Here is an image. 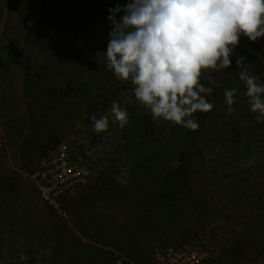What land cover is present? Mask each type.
Listing matches in <instances>:
<instances>
[{
	"label": "rangeland",
	"instance_id": "obj_1",
	"mask_svg": "<svg viewBox=\"0 0 264 264\" xmlns=\"http://www.w3.org/2000/svg\"><path fill=\"white\" fill-rule=\"evenodd\" d=\"M129 2L0 0V132L8 138V149L0 152L4 173L11 164L33 171L36 159L66 140L74 152L90 158L98 178L113 169L130 177L119 189L113 182L101 189L123 192L124 233L129 240L134 229V258L142 264L151 263L156 241L190 247L204 238L220 248L225 260L219 264H243L247 254L250 261L258 253L256 264H264V123L250 110L236 64L244 57L249 75L264 83V37L252 42L241 36L229 68L204 72L201 83L212 89L205 98L214 107L194 114L199 127L184 140L189 129L154 122L136 102L133 85L107 70L109 9ZM232 88L237 89L235 111L229 114L224 91ZM113 100L127 110L129 124L120 129L110 118L108 130L97 133L91 115L110 117ZM143 120L144 141L135 143L130 128ZM181 152L191 157L181 161ZM21 200L19 191L1 194V212L9 205L17 210ZM52 213L60 223L69 219ZM46 239L47 257L65 259V246ZM252 240L263 245L251 247Z\"/></svg>",
	"mask_w": 264,
	"mask_h": 264
},
{
	"label": "clouds",
	"instance_id": "obj_2",
	"mask_svg": "<svg viewBox=\"0 0 264 264\" xmlns=\"http://www.w3.org/2000/svg\"><path fill=\"white\" fill-rule=\"evenodd\" d=\"M109 12L107 70L133 85L136 102L154 122L189 130L199 127L195 113L214 107L205 98L212 89L201 83L204 72L229 68L241 36L252 42L264 37V0H130ZM236 64L250 110L264 123V83L249 75L244 57ZM236 93L224 91L229 114ZM110 118L120 129L129 124L127 110L113 100L110 117L91 115L94 131H107Z\"/></svg>",
	"mask_w": 264,
	"mask_h": 264
},
{
	"label": "crops",
	"instance_id": "obj_3",
	"mask_svg": "<svg viewBox=\"0 0 264 264\" xmlns=\"http://www.w3.org/2000/svg\"><path fill=\"white\" fill-rule=\"evenodd\" d=\"M6 140L8 145V138ZM7 145L1 152L8 149ZM11 166L12 168L4 173V163L0 165V196L2 194V197L6 198L12 192H22V206L16 210L14 206L9 205L5 212H1L5 208H0V215H4H1L4 229L0 240V263L115 264L117 255L124 253L123 256L129 257V261L142 264L134 258V229L130 227L129 231L132 232L128 231L129 240L124 233L128 219L119 206L123 203V192L120 190L113 194L110 189H101L104 182H113L119 189L120 184L130 182L127 174L118 175L113 169L108 176L92 178L87 185L80 188L76 198L67 202L69 219L66 223H60L52 213L56 212L40 197L33 178L35 168L32 171L25 164L24 167H16L14 164ZM127 178L129 180H126ZM46 238L51 244L65 246V259L60 258L58 261L55 257H47ZM128 243L130 248L122 246ZM254 245H257L256 240L249 243L251 247ZM259 245H263L262 242H258L257 246ZM259 254L252 255L254 257H250V261H247V256L250 255L244 254L246 259L242 263L256 264V260L259 263ZM56 255L58 256V251ZM223 257L222 253L218 252L208 264H219L221 260H225ZM147 259L149 257L146 256L145 260ZM148 264L152 262L148 260Z\"/></svg>",
	"mask_w": 264,
	"mask_h": 264
},
{
	"label": "built area",
	"instance_id": "obj_4",
	"mask_svg": "<svg viewBox=\"0 0 264 264\" xmlns=\"http://www.w3.org/2000/svg\"><path fill=\"white\" fill-rule=\"evenodd\" d=\"M5 134L0 133V152L6 147ZM34 181L43 202L61 218L68 219L67 202L76 198L81 187L96 176L91 163L81 154L74 152L70 143L60 141L35 160ZM220 248L209 239H202L198 245L176 247L159 241L151 248L152 264H208ZM115 264H134L119 256Z\"/></svg>",
	"mask_w": 264,
	"mask_h": 264
},
{
	"label": "trees",
	"instance_id": "obj_5",
	"mask_svg": "<svg viewBox=\"0 0 264 264\" xmlns=\"http://www.w3.org/2000/svg\"><path fill=\"white\" fill-rule=\"evenodd\" d=\"M146 128H147V124L145 123V121L143 120V122H142V124H139L138 126H134L133 128H130L131 130H130V138L132 139V140H134V142L136 143L138 140H140V141H144V135L143 134H145L144 132H146ZM189 134H190V130H186L185 132H184V134L182 135V138L184 139V140H187L188 139V137H189ZM60 141H62V140H60ZM59 141V142H60ZM58 142V143H59ZM135 146H136V144H135ZM82 156H84L87 160H88V162H91V161H89L90 160V158L89 157H87L85 154H83V153H80ZM135 155V154H134ZM187 157H191L189 154H185V152H181L180 153V155H179V160H181V161H184ZM92 165V164H91ZM92 167H93V165H92Z\"/></svg>",
	"mask_w": 264,
	"mask_h": 264
}]
</instances>
